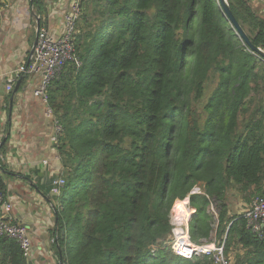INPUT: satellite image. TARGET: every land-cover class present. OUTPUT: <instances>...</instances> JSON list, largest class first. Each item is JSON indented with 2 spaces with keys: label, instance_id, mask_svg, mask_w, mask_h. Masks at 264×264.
<instances>
[{
  "label": "trees",
  "instance_id": "1",
  "mask_svg": "<svg viewBox=\"0 0 264 264\" xmlns=\"http://www.w3.org/2000/svg\"><path fill=\"white\" fill-rule=\"evenodd\" d=\"M78 1L76 61L48 87L62 127L61 170L37 187L52 205L57 262L218 264L170 249L172 207L189 198L191 242L223 244L231 264H264V226L252 233L232 208L264 198V58L243 43L219 0ZM30 4L44 16L41 0ZM227 6L264 50V19L244 0ZM9 177L0 160L4 200ZM57 177L65 184L53 196ZM186 201L174 207L181 217ZM0 264L28 259L0 237Z\"/></svg>",
  "mask_w": 264,
  "mask_h": 264
},
{
  "label": "crops",
  "instance_id": "2",
  "mask_svg": "<svg viewBox=\"0 0 264 264\" xmlns=\"http://www.w3.org/2000/svg\"><path fill=\"white\" fill-rule=\"evenodd\" d=\"M41 1L44 16L33 14L30 0H0V146H5L0 160L10 176L7 200L12 204V215L17 223L27 227L32 241L29 261L58 264L50 249L52 208L37 189L60 170L50 144L51 122L44 117L42 103L32 94L38 78L21 76L10 93L4 87L5 76L30 56L36 40V18L40 16L50 32L58 35L62 15L72 0ZM244 1L264 19V2ZM239 206L242 209L243 203Z\"/></svg>",
  "mask_w": 264,
  "mask_h": 264
},
{
  "label": "built area",
  "instance_id": "3",
  "mask_svg": "<svg viewBox=\"0 0 264 264\" xmlns=\"http://www.w3.org/2000/svg\"><path fill=\"white\" fill-rule=\"evenodd\" d=\"M264 2V0H255ZM81 15L78 0H72L67 10L62 15L61 32L54 35L42 23L41 17L36 18V40L31 48L30 56L25 63L5 76V90L10 93L21 76H36L38 83L33 90V96L44 106V117L51 122L50 144L53 154L57 156L56 146L59 137L62 135V127L54 116L48 105L49 84L59 75L63 67L69 62H75L73 40L76 33V23ZM58 159V156H57ZM43 164L46 166L47 162ZM61 170V166H60ZM59 170V172H60ZM58 172V173H59ZM64 180L57 177L52 182L50 195L58 196L59 190L64 185ZM192 193H201L198 187ZM187 199L184 208L188 214L186 217L177 215L174 211L176 202H183ZM177 200L171 210L170 218L175 226L169 235V245L172 253L180 258L191 260L199 255H212L215 263L231 264V261L224 258L223 244L210 243L196 245L191 242L189 235V221L193 209L189 206V198ZM52 208V205H50ZM213 211V210H212ZM241 216L247 222V228L254 234H260L264 226V198L256 197L249 204H243ZM0 237H6L15 241L22 250L23 256L30 260L32 254V241L26 226L16 222L12 215V204L4 200L0 195Z\"/></svg>",
  "mask_w": 264,
  "mask_h": 264
},
{
  "label": "water",
  "instance_id": "4",
  "mask_svg": "<svg viewBox=\"0 0 264 264\" xmlns=\"http://www.w3.org/2000/svg\"><path fill=\"white\" fill-rule=\"evenodd\" d=\"M219 2H220L221 9L225 12V14L227 15V17L230 19V22H232V25L236 29V31H237L239 37L241 38V40L243 41V43L248 47V49L252 53L258 54L262 58H264V52L261 51V49L256 48L255 46H253L251 44L249 38L245 35V33L243 32V30L237 24V22L235 21V19L231 15V12H230V10H229V8H228L227 3L225 2V0H219ZM28 264H32V262L31 261H28ZM58 264H61V262H58Z\"/></svg>",
  "mask_w": 264,
  "mask_h": 264
},
{
  "label": "rangeland",
  "instance_id": "5",
  "mask_svg": "<svg viewBox=\"0 0 264 264\" xmlns=\"http://www.w3.org/2000/svg\"><path fill=\"white\" fill-rule=\"evenodd\" d=\"M225 2L227 3V0H225ZM250 10H251L252 12H254L253 9L250 8ZM256 16H257V15H256ZM39 17H40V16H39ZM88 28H89V27H87L86 29H88ZM261 51L264 52V50H261ZM210 84H211V87H214L215 80L212 79V80L210 81ZM208 95H209V93H207V96H208ZM3 133H5V132L3 131ZM1 154H3V153H1ZM5 168H6V167H5ZM56 175H57V174H56ZM56 175H54V176H56ZM54 176H53V177H54ZM198 191L201 192V191H202V188L199 187V188H198ZM234 202H235V203H234L235 205L232 204V208L235 209L236 211L238 210L239 213H241V212H242V209H240V207H241V206H239L240 203L237 202V201H234ZM242 207H243V206H242ZM210 211H211V210H210ZM72 226H73V224H71V228H72L73 233H74V230H75V229H74V227H72ZM169 238H170V237H169ZM77 244H78V240H77L76 236L73 235V238L71 239V244H70L71 246H70V247H71V248H75V247L77 246Z\"/></svg>",
  "mask_w": 264,
  "mask_h": 264
}]
</instances>
